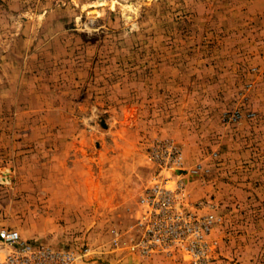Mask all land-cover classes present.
<instances>
[{"label":"rangeland","instance_id":"1","mask_svg":"<svg viewBox=\"0 0 264 264\" xmlns=\"http://www.w3.org/2000/svg\"><path fill=\"white\" fill-rule=\"evenodd\" d=\"M158 184L215 215L208 264H264V0H0V228L190 264L129 249Z\"/></svg>","mask_w":264,"mask_h":264},{"label":"built area","instance_id":"2","mask_svg":"<svg viewBox=\"0 0 264 264\" xmlns=\"http://www.w3.org/2000/svg\"><path fill=\"white\" fill-rule=\"evenodd\" d=\"M173 159L177 160V155ZM144 205L143 215L135 224L139 236L129 245L131 251L142 256L185 255L190 264H208L216 243L210 240L214 214H199L188 208L179 186H154L146 194ZM90 252L89 246L56 249L24 239L14 228H0V264H78Z\"/></svg>","mask_w":264,"mask_h":264}]
</instances>
